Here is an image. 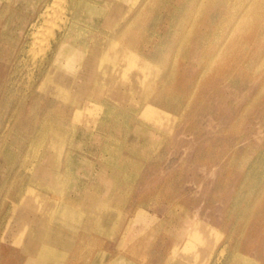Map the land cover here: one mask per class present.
<instances>
[{
    "label": "rangeland",
    "instance_id": "obj_1",
    "mask_svg": "<svg viewBox=\"0 0 264 264\" xmlns=\"http://www.w3.org/2000/svg\"><path fill=\"white\" fill-rule=\"evenodd\" d=\"M137 1L0 0V264H264L262 1Z\"/></svg>",
    "mask_w": 264,
    "mask_h": 264
},
{
    "label": "bare ground",
    "instance_id": "obj_2",
    "mask_svg": "<svg viewBox=\"0 0 264 264\" xmlns=\"http://www.w3.org/2000/svg\"><path fill=\"white\" fill-rule=\"evenodd\" d=\"M24 1H26V0H24ZM55 1V0H54ZM62 1V0H61ZM137 1V0H136ZM171 1V0H170ZM262 1V4H263V8H264V0H261ZM33 2H34V0H33ZM51 2V1H50ZM123 2V1H122ZM138 2V1H137ZM196 2H197V0H196ZM195 2V3H196ZM1 3V2H0ZM25 3V2H24ZM43 3V2H42ZM56 3H57V1H56ZM94 3V2H93ZM134 3H136V2H134ZM151 3V2H150ZM155 3V2H154ZM28 4V3H27ZM36 4H38V3H36ZM57 4H59V2L57 3ZM61 4H62V2H61ZM65 4H66V2H65ZM156 4V3H155ZM154 4V5H155ZM175 4V3H174ZM19 5V4H18ZM17 5V6H18ZM24 5V4H23ZM70 5V4H69ZM94 5V4H93ZM133 5V4H132ZM136 5V4H135ZM145 5V4H144ZM150 5V4H149ZM59 6H60V4H59ZM62 6V5H61ZM67 6H68V4H67ZM84 6V5H83ZM36 7V6H35ZM52 7H54V6H52ZM69 7V6H68ZM144 7V6H143ZM153 7V6H152ZM158 7V6H157ZM27 8V7H26ZM49 8V7H48ZM63 8V7H62ZM65 8V7H64ZM98 8V7H97ZM102 8V7H101ZM11 9V8H10ZM158 9V8H157ZM54 10V9H53ZM66 10V9H65ZM64 10V11H65ZM82 10V9H81ZM49 11V10H48ZM63 11V12H64ZM68 11V10H67ZM83 11V10H82ZM81 11V12H82ZM105 11V10H104ZM103 11V12H104ZM117 11V10H116ZM141 11V10H140ZM169 11V10H168ZM4 12V11H3ZM6 12V11H5ZM45 12H46V10H45ZM54 12H58V11H55L54 10ZM66 12V11H65ZM73 12V11H72ZM71 12V13H72ZM75 12V11H74ZM118 12V11H117ZM129 12V11H128ZM1 13V12H0ZM87 13H90V12H87ZM263 13H264V9H263ZM14 14V13H13ZM139 14V13H138ZM170 14V13H169ZM17 15V14H16ZM52 15V14H51ZM58 15H59V12H58ZM62 15H63V13H62ZM73 15V14H72ZM90 15V14H89ZM8 16V15H7ZM6 16V17H7ZM21 16V15H20ZM47 16V15H46ZM85 16V15H84ZM100 16H102V14L100 15ZM99 16V17H100ZM112 16V15H111ZM114 16H115V14H114ZM164 16H165V14H164ZM55 18H53L52 16H50V18L47 16V18L45 19V22H46V26H48L49 25V27H50V25L52 24V23H54V26H53V29L54 28H58V29H63L64 27L63 26H61V25H59L58 24V21H61L62 23L64 22V19L63 18H57L56 19V16H54ZM66 17V16H65ZM96 17V16H95ZM187 17H188V14H187ZM101 18V17H100ZM112 18V17H111ZM114 18V17H113ZM167 18V17H166ZM186 18V17H185ZM184 18V19H185ZM192 18V17H191ZM40 19V18H39ZM72 19V18H71ZM182 20V22H181V24H180V26L179 27H181V26H183V23H184V21L185 20ZM91 20V19H90ZM122 20V19H121ZM136 19H134V21H135ZM146 20V19H145ZM144 20V21H145ZM13 21V20H12ZM16 21V20H15ZM79 21V20H78ZM84 21V20H83ZM117 21H118V19H117ZM20 22V21H19ZM76 22V21H75ZM91 22V21H90ZM108 22H109V20H108ZM118 22H120V21H118ZM9 23V22H8ZM99 23V22H98ZM112 23V22H111ZM132 23V22H131ZM136 23V22H135ZM13 24V23H12ZM37 24V23H36ZM119 24V23H118ZM134 24V23H133ZM10 25V24H9ZM90 25V24H89ZM94 25V24H93ZM112 26H113V24H111ZM18 26V25H17ZM46 26H42L38 31H36V38H38V40H40L39 39V37L40 36H42L43 37V35L45 34V33H47L46 31L48 30V29H46V28H49V27H46ZM92 26V25H91ZM95 26H96V24H95ZM126 26V25H125ZM35 27V26H34ZM88 27V26H87ZM86 27V28H87ZM100 27V26H99ZM111 27V26H110ZM160 27V26H159ZM158 27V28H159ZM32 28V27H31ZM85 28V27H84ZM84 28H82V29H84ZM112 28V27H111ZM126 28V27H125ZM168 28V27H167ZM18 29V28H17ZM53 29H50L51 31H49L48 33H47V35H49L50 37H55V32H54V30ZM114 29V28H113ZM124 29V28H123ZM5 30V29H4ZM13 30V29H12ZM109 30V29H108ZM122 30V29H121ZM159 30V29H158ZM165 30V29H164ZM163 30V31H164ZM14 31V30H13ZM143 31V30H142ZM34 32V31H33ZM81 32V31H80ZM104 32V31H103ZM159 32V31H158ZM171 32H172V30H171ZM57 33V32H56ZM67 33L69 34V32L67 31ZM107 33V32H106ZM105 33V34H106ZM108 33H110V32H108ZM168 33V32H167ZM166 33V37H167V35L169 34H167ZM16 34V33H15ZM14 34V35H15ZM25 34V33H24ZM83 34H87V33H83ZM126 34V33H125ZM142 34H143V32H142ZM159 34V33H158ZM8 35V34H7ZM47 35H45L46 37H47ZM65 35V34H64ZM70 35V34H69ZM141 35V34H140ZM85 36V35H84ZM83 36V37H84ZM97 36H98V34H97ZM106 36V35H105ZM184 36V34H182V37ZM12 37V36H11ZM86 37V36H85ZM94 37V36H93ZM119 37V36H118ZM180 37V36H179ZM18 38V37H17ZM43 38H45V37H43ZM62 38H63V36H62ZM78 38V37H77ZM160 38V37H159ZM158 38V39H159ZM170 38V37H169ZM28 39V38H27ZM48 39V38H47ZM57 39V38H56ZM42 40H43V42L46 40H44V39H41V42L40 43H42ZM52 40V39H51ZM35 42H36V40H34ZM47 41H49V40H46L45 41V43L44 44H46L47 43ZM94 41V40H93ZM96 41V40H95ZM73 42H74V40H73ZM137 42V41H136ZM152 42V41H151ZM3 43V42H2ZM1 43V44H2ZM93 43V42H92ZM102 43V42H101ZM115 43V42H114ZM139 43V42H138ZM29 44V43H28ZM33 44H35L34 42H33ZM39 44V43H38ZM90 44V43H89ZM116 44V43H115ZM41 45V44H40ZM40 45H39V47H40ZM59 45V44H58ZM57 45V46H58ZM96 45H97V43H96ZM131 45V44H130ZM16 46V45H15ZM76 46V45H75ZM78 46V45H77ZM113 46H115L114 44H113ZM14 47V46H13ZM27 47H29V46H27ZM56 47V46H55ZM93 47V46H92ZM101 47V46H100ZM133 47V46H132ZM153 47V46H152ZM156 47V46H155ZM49 48H50V46H49ZM54 48V47H53ZM137 48V47H136ZM163 48V47H162ZM86 49V48H85ZM89 49V48H88ZM93 49V48H92ZM127 49V48H126ZM155 49H157V48H155ZM50 50V49H49ZM55 50V49H54ZM54 50H52V51H54ZM91 50V49H90ZM129 50H131V49H129ZM128 50V51H129ZM148 50V49H147ZM26 51V50H25ZM24 51V52H25ZM42 51V50H41ZM127 51V50H126ZM2 52V51H1ZM22 52V51H21ZM46 52V51H45ZM87 52V51H86ZM133 52V51H132ZM19 53V52H18ZM39 53V52H38ZM57 53V52H56ZM96 53V52H95ZM97 53H98V51H97ZM128 53V52H127ZM136 53V52H135ZM55 54V53H54ZM16 55V54H15ZM41 55V54H40ZM45 55V54H44ZM94 55V54H93ZM101 55V54H100ZM126 57H127V54H124ZM136 55V54H135ZM158 55V54H157ZM17 56V55H16ZM103 56V55H102ZM102 56H100V57H102ZM130 56V55H129ZM137 56V55H136ZM140 56H143V55H140ZM38 57V56H37ZM36 57V58H37ZM47 57V56H46ZM85 57H86V55H85ZM97 57H99V55L97 56ZM123 57V56H122ZM121 57V59H123ZM152 57V56H151ZM156 57V56H155ZM25 58V57H24ZM29 58V57H28ZM51 58V57H50ZM91 58H92V56H91ZM130 57H128V61L130 60L129 59ZM134 58H135V56H134ZM52 59V58H51ZM125 59H127V58H125ZM138 59V58H137ZM136 59V60H137ZM29 60H31V59H29ZM37 60V59H36ZM43 60V59H42ZM45 60V59H44ZM95 60H97V59H95ZM119 60V59H118ZM46 61V60H45ZM108 61V60H107ZM110 61V60H109ZM15 62V61H14ZM19 63H20V60L18 61ZM34 62V61H33ZM48 62V61H47ZM50 62V61H49ZM98 62V61H97ZM111 62H113V61H111ZM115 62V61H114ZM119 62H120V60H119ZM131 62V61H130ZM130 62H129V64H130ZM22 63V62H21ZM43 63V62H42ZM41 63V64H42ZM93 63H94V61H93ZM99 63H101V62H99ZM117 63V62H116ZM158 63V62H157ZM37 64V63H36ZM40 64V65H41ZM107 64H111V63H107ZM113 65V64H112ZM156 65V64H155ZM158 65H160V64H158ZM14 66V65H13ZM19 66V65H18ZM31 66V65H30ZM36 66V65H35ZM43 66V65H42ZM45 66V65H44ZM97 67H99L98 65H96ZM113 66H115V65H113ZM157 66V65H156ZM11 67V66H10ZM155 67V66H154ZM22 68H23V66H22ZM122 68V67H121ZM120 68V69H121ZM130 68V67H129ZM137 68V67H136ZM34 69V68H33ZM39 69V68H38ZM95 69H96V67H95ZM111 69V68H110ZM123 69V68H122ZM135 69V68H134ZM157 69V68H156ZM24 70V69H23ZM111 70H113V69H111ZM155 70V69H154ZM153 70V71H154ZM10 71V70H9ZM17 71V70H16ZM19 71H21V70H19ZM26 71V70H25ZM37 71V70H36ZM39 71V70H38ZM44 71H46V70H44ZM108 71H110V70H108ZM127 71H128V68H127ZM151 71V70H150ZM157 71V70H156ZM18 72V71H17ZM32 72V71H31ZM108 73V72H107ZM8 74V73H7ZM96 74H98V73H96ZM109 74V73H108ZM111 74V73H110ZM126 74V73H125ZM128 74H130V73H128ZM133 74V73H132ZM41 75V74H40ZM115 75V74H114ZM135 75V74H134ZM30 76V75H29ZM32 76H34V73H33V75ZM101 76H102V73H101ZM100 76V77H101ZM148 76H150V75H148ZM153 76V75H152ZM100 77H98V78H100ZM128 77H129V75H128ZM8 78V77H7ZM43 78V77H42ZM150 78V77H149ZM94 75L92 74V76L91 77H87L86 78V80H87V82L88 81H94ZM103 78H101V80H102ZM151 79H152V77H151ZM115 80H116V78H115ZM145 80V79H144ZM147 80V79H146ZM145 80V81H146ZM34 81V80H33ZM104 81H107V80H104ZM38 83V82H37ZM107 83V82H106ZM108 84V83H107ZM148 85V84H147ZM127 87H128V85H127ZM116 88H117V86H116ZM158 88V87H157ZM11 89V88H10ZM9 89V90H10ZM149 89H151V87L149 88ZM149 89H147V91H149ZM37 90V89H36ZM116 90V89H115ZM123 90V89H122ZM114 92V91H113ZM15 93V92H14ZM121 93V92H120ZM142 93V92H141ZM117 94V93H116ZM4 95V94H3ZM113 95V94H112ZM6 96V95H5ZM116 96V95H115ZM118 96V95H117ZM7 97H9V96H7ZM6 97V98H7ZM106 97V96H105ZM119 97V96H118ZM108 98V97H107ZM112 98V97H111ZM110 98V99H111ZM114 98V97H113ZM125 98H127V97H125ZM129 98V97H128ZM121 100V99H120ZM129 100V99H128ZM160 100V99H159ZM105 101H107V100H105ZM104 101V102H105ZM160 101H162V100H160ZM90 103V102H89ZM95 103V102H94ZM116 103V102H115ZM4 104V103H3ZM104 104V103H103ZM163 104V103H162ZM72 105V104H71ZM2 106V105H1ZM105 106V105H104ZM124 106V105H123ZM128 106V105H127ZM132 106V105H131ZM135 106V105H134ZM156 106V105H155ZM158 106V105H157ZM3 107V106H2ZM154 107V106H153ZM153 107H146L145 108V110H144V112H143V114L142 115H144V117L146 118V119H150V118H158V117H162V113H160V112H158L157 110H155ZM49 108V107H48ZM52 108V107H51ZM77 108V107H76ZM89 108H90V106H89ZM137 108V107H136ZM156 108V107H155ZM171 108V107H170ZM55 109H56V107H55ZM105 110V109H104ZM117 110V109H116ZM53 111V110H52ZM55 111V110H54ZM88 111V110H87ZM163 111V110H162ZM170 111H172V110H170ZM61 112V111H60ZM60 112H58V113H60ZM116 112V111H115ZM171 113V112H170ZM73 114V113H72ZM80 114V112L77 114V115H79ZM75 115V114H74ZM120 115V114H119ZM133 115V114H132ZM128 116V115H127ZM138 116V115H137ZM78 117V116H77ZM133 117V116H132ZM139 117V116H138ZM74 118V117H73ZM101 118V117H100ZM130 118V117H129ZM163 118V117H162ZM115 119H118V118H115ZM140 119V118H139ZM138 119V120H139ZM143 119V118H142ZM134 120H136V119H134ZM162 120V119H161ZM15 122V121H14ZM106 122V121H105ZM104 122V123H105ZM119 122V121H118ZM145 122V121H144ZM154 122V121H153ZM76 123V122H75ZM127 123V122H126ZM77 124V123H76ZM111 124V123H110ZM142 124H143V121H142ZM159 124V123H158ZM9 125V124H8ZM109 125V124H108ZM120 125V124H119ZM145 125V124H144ZM90 126H91V124H90ZM133 126V125H132ZM125 127H126V125H125ZM136 127H138V126H136ZM35 128V127H34ZM113 128V127H112ZM13 129V128H12ZM137 129V128H136ZM144 130V129H143ZM26 131V130H25ZM24 131V132H25ZM34 131H35V129H34ZM148 131V130H147ZM87 132V131H86ZM145 132V131H144ZM151 132V131H150ZM34 133V132H33ZM33 133H31V134H33ZM74 133V132H73ZM117 133H118V131H117ZM140 133V132H139ZM12 134V133H11ZM84 134V133H83ZM89 134V133H88ZM162 135V134H161ZM31 136V135H30ZM92 136V135H91ZM117 136V135H116ZM63 137V136H62ZM61 137V138H62ZM84 137V136H83ZM120 137V136H119ZM128 137V136H127ZM152 137V136H151ZM39 138V137H38ZM51 138V137H50ZM131 138V137H130ZM154 138V137H153ZM30 139H31V137H30ZM135 139H136V137H135ZM140 139V138H139ZM47 140V139H46ZM149 140H151V139H149ZM133 141H135V140H133ZM132 141V142H133ZM12 143V142H11ZM29 143V142H28ZM32 143V142H31ZM134 143V142H133ZM145 143V142H144ZM45 144V143H44ZM130 144H132V143H130ZM27 145V144H26ZM32 145V144H31ZM129 145V144H128ZM142 145V144H141ZM55 146V145H54ZM58 146V145H57ZM133 146V145H132ZM139 146V145H138ZM2 147V146H1ZM56 147V146H55ZM114 147V146H113ZM126 147V146H125ZM137 147V146H136ZM141 147V146H140ZM140 147H139V149H140ZM17 148V147H16ZM62 148V147H61ZM143 148V147H142ZM25 149V148H24ZM56 149V148H55ZM135 149V148H134ZM62 150V149H61ZM129 150V149H128ZM142 150V149H141ZM31 152H32V149L30 150ZM33 151H34V148H33ZM133 151V150H132ZM135 151H136V149H135ZM26 152V151H25ZM24 152V153H25ZM35 153V152H34ZM44 153V152H43ZM62 154V153H61ZM72 154V153H71ZM138 154V153H137ZM52 155H53V153H52ZM73 155V154H72ZM142 155V154H141ZM3 156V155H2ZM29 157V156H28ZM49 157H51V156H48V158ZM59 157H60V155H59ZM74 157V156H73ZM41 158V157H40ZM71 158V157H70ZM9 159V158H8ZM30 159V158H29ZM46 159V158H45ZM2 160V159H1ZM145 160V159H144ZM12 161H13V159H12ZM7 162V161H6ZM74 162V161H73ZM3 163H5V162H3ZM11 163V162H10ZM30 163H33V162H30ZM80 163V162H79ZM3 165V164H2ZM78 165H80V164H78ZM130 165V164H129ZM20 166H22V165H20ZM100 166V165H99ZM27 167V166H26ZM101 167L103 168V165H101ZM2 168V167H1ZM33 168V167H32ZM122 168H124V167H122ZM13 169V168H12ZM129 169V168H128ZM1 170V169H0ZM4 170V169H3ZM17 170H19V168L17 169ZM36 170V169H35ZM8 171V170H7ZM18 172V171H17ZM106 172H107V170H106ZM124 172V171H123ZM24 173V172H23ZM22 173V174H23ZM36 173V172H35ZM104 173V172H103ZM132 173V172H131ZM134 173V172H133ZM132 173V174H133ZM101 174V173H100ZM107 174V173H106ZM125 174V173H124ZM89 175V174H88ZM17 176V175H16ZM15 176V177H16ZM24 176V175H23ZM86 176V175H85ZM100 176V175H99ZM104 176V175H103ZM125 176V175H124ZM22 177V176H21ZM106 177V176H105ZM7 178V177H6ZM9 178H10V176H9ZM87 178V177H86ZM110 178V177H109ZM114 178H115V176H114ZM28 179V178H27ZM108 180V179H107ZM123 180V179H122ZM124 180H126V179H124ZM22 181V180H21ZM105 182H106V179H105ZM126 182H128V180L126 181ZM125 182V183H126ZM131 182V181H130ZM130 182H128V184L130 183ZM4 183V182H3ZM13 183V182H12ZM27 184V183H26ZM105 184V183H104ZM103 184V185H104ZM20 185V184H19ZM100 185V184H99ZM113 185V184H112ZM117 185V184H116ZM115 185V186H116ZM14 186V185H13ZM70 186H72V185H70ZM12 187V186H11ZM17 187V186H16ZM25 188V187H24ZM23 188V189H24ZM103 188V187H102ZM11 189V188H10ZM111 189H112V186H111ZM123 189V188H122ZM131 189V188H130ZM17 190V189H16ZM118 190V189H117ZM9 191V190H8ZM106 191V190H105ZM113 191V190H112ZM120 191V190H119ZM16 192V191H15ZM110 192V191H109ZM22 193H23V191H22ZM73 193V192H72ZM101 193V192H100ZM103 194V193H102ZM116 194H117V192H116ZM118 194H120V193H118ZM22 195V194H21ZM7 196V195H6ZM26 195L24 194V197H25ZM18 197H19V195H18ZM2 198V197H1ZM6 198V197H5ZM20 198H22V196L20 197ZM19 198V199H20ZM116 198V197H115ZM17 199V198H16ZM24 199V198H23ZM126 200V199H125ZM41 201V200H40ZM17 202V201H16ZM30 202V201H29ZM123 202V201H122ZM11 204V203H10ZM16 206V205H15ZM33 206V205H32ZM10 210V209H9ZM9 210H8V212H9ZM5 213V212H4ZM6 219V218H5ZM1 232V231H0ZM225 252V251H224Z\"/></svg>",
    "mask_w": 264,
    "mask_h": 264
}]
</instances>
